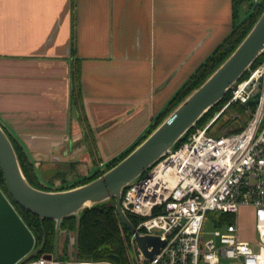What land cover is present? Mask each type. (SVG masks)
I'll use <instances>...</instances> for the list:
<instances>
[{"label": "crops", "instance_id": "0c3cea01", "mask_svg": "<svg viewBox=\"0 0 264 264\" xmlns=\"http://www.w3.org/2000/svg\"><path fill=\"white\" fill-rule=\"evenodd\" d=\"M236 24L233 0H0V123L40 184L90 176L120 154L104 135L146 112L136 141Z\"/></svg>", "mask_w": 264, "mask_h": 264}, {"label": "built area", "instance_id": "2783aa9c", "mask_svg": "<svg viewBox=\"0 0 264 264\" xmlns=\"http://www.w3.org/2000/svg\"><path fill=\"white\" fill-rule=\"evenodd\" d=\"M257 61L205 125L189 131L171 154L124 190L121 205L137 219L136 231L166 242L147 260L129 232L133 250L127 251L129 264H222L223 259L264 264V54ZM234 105L245 108V124L232 114L236 127L217 126L220 116ZM244 209L254 215L253 242L241 233ZM210 214H215V230L213 239L205 241ZM224 216H231L232 222ZM65 255L67 261L61 258ZM51 256L27 264H115L77 260L75 246L64 253L59 245L58 257Z\"/></svg>", "mask_w": 264, "mask_h": 264}, {"label": "water", "instance_id": "95a60500", "mask_svg": "<svg viewBox=\"0 0 264 264\" xmlns=\"http://www.w3.org/2000/svg\"><path fill=\"white\" fill-rule=\"evenodd\" d=\"M264 54V10L238 47L195 90L114 167L98 178L69 189L46 190L32 185L26 178L12 135L0 123V171L14 203L39 217L55 222L54 257L59 255L60 223L69 217L77 220L75 257L80 259L78 244L83 212L111 201L115 202L122 225L135 235L142 258L152 260L166 242L156 235H142L122 208L124 190L135 183L162 158L171 154L208 111L220 103ZM35 237L18 214L11 200L0 189V264H27L42 251ZM45 255L46 259H51ZM109 261L120 264L117 255Z\"/></svg>", "mask_w": 264, "mask_h": 264}, {"label": "trees", "instance_id": "16d2710c", "mask_svg": "<svg viewBox=\"0 0 264 264\" xmlns=\"http://www.w3.org/2000/svg\"><path fill=\"white\" fill-rule=\"evenodd\" d=\"M245 1L246 0H233L235 18H237V11H238L237 2L243 3ZM74 3L75 0H73V5ZM252 7H256V8L251 13L247 23L244 26L238 28L237 26H235L230 36L197 69L194 75L176 93V95L169 102L167 107L154 120L161 118L166 113H167L166 115H168V113H170L177 105L181 103L182 99L180 98L182 96L183 99H185L193 90L199 87L215 71V69L219 67L220 64L223 63L227 59V57L238 47V45L246 37V35L249 33V31L252 29V27L255 25L256 21L262 14L264 10V0H261L258 4ZM256 63L253 66H255ZM227 99H228V94L220 103H218L216 106H214L208 111V113L198 122L197 126L201 127L205 125L214 116V114L221 109V107L227 101ZM72 101L74 106L78 109V111L84 113V108L81 99L79 73H78V69L75 67H73ZM238 107L240 106L238 105L232 106V108H238ZM227 122H225V124ZM160 123L161 122H159L157 126ZM13 142L20 159L22 170L28 181L37 188L50 190L49 187H46L39 183L33 164L28 159L22 147L14 139ZM135 147L131 148L127 153L124 152L121 156H119L118 158L113 160L110 164H108L109 169L114 167L119 161H121L124 157H126ZM90 148H91V152L94 153L92 146ZM59 174L62 175V173ZM64 174L65 173H63V175ZM102 174L103 173L98 171L96 172L95 176H92L90 178L74 179L76 181H73L68 188H63L60 190L69 189L86 184L98 178ZM62 180H65V177ZM0 183L3 186L2 191L11 200L18 214L23 219L29 230L33 233L35 237L36 247L43 245L42 251L38 254V256L35 259L40 258L43 255L53 254L55 250V222L50 220L42 221L39 217L24 210L16 203H14V201L12 200L11 196L9 195L6 189L1 171H0ZM129 218L131 222L136 226L138 223L137 219L131 215H129ZM223 219H225L229 223L232 222L231 216H224ZM76 230H77V220L75 217H69L67 219H64L60 223V234L62 231L76 233ZM123 231L126 235H129V231L122 225L117 215L114 201L95 206L91 209H86L83 212L80 221V234H79V244H78L80 260L95 261V262L109 261L108 257L110 255H117L121 260L120 264H129L127 257L126 240L122 235ZM74 246H76V237H75Z\"/></svg>", "mask_w": 264, "mask_h": 264}, {"label": "rangeland", "instance_id": "374dc122", "mask_svg": "<svg viewBox=\"0 0 264 264\" xmlns=\"http://www.w3.org/2000/svg\"><path fill=\"white\" fill-rule=\"evenodd\" d=\"M256 4H258V3H255L252 0H246L243 3L237 2V8H238L237 24H236L237 28L244 26L247 23L248 18L250 17L251 13L256 8V7H252V6H255ZM180 99H182L181 100V102H182L184 100L183 96ZM76 110H78V109L76 108ZM232 114H238L239 115L238 119H240V122L243 125L245 124L246 120H248V117L246 116V113H245V108H243V107L232 108L231 107L229 110H227L225 113H223L220 116V118L218 119V122H217V126L223 125L222 126L223 129L228 128V127H232V128L236 127V123L234 122V119L231 118ZM165 115H163L161 118L153 120V122L145 129L143 134L133 143H131V140L134 138L135 134L144 127V124L147 120L146 112H142L140 114V116L138 115L135 118L127 119L126 121H123L122 123L111 128L104 135L105 136L104 137L105 142L102 141L101 145L103 146L106 144L107 147L109 148V150L113 154H118L119 152H120V154L117 157L108 160L107 163L104 164V166L98 167V170L93 172L90 176H87L84 178H90L92 176H95L96 172H98V171L103 173L106 170H108L109 169L108 164H110L113 160H115L116 158L121 156L124 152L127 153L131 148L137 146V144H139L141 141H143V139L145 137H147L148 135H150L154 131V129L157 127V124L159 122H162L169 115V113H168V115H166V116ZM225 122H227V123L225 124ZM234 124H235V126H234ZM237 125H238V123H237ZM91 131L93 133H95L92 129H91ZM218 134H221V132L219 131ZM90 144L92 145V149L96 153V151H97L96 150V148H97L96 142L92 141V143H90ZM102 146H100L99 149L102 150L103 149ZM85 153L88 155L92 154L90 149L86 150ZM94 159H96V162H98L100 160V158L99 157L96 158V156L94 157ZM99 162H101V161H99ZM69 169H71V168H67L63 172H69ZM73 181H76V180H73ZM73 181L71 180V178H69L68 180H62L57 185H55L53 183L54 181L47 182L45 184L48 185L50 190H60L63 188H68L69 185ZM0 189L3 190V186L1 185V183H0ZM209 219L210 220L206 223V226H205V235H204L205 241H209V240L213 239V232L215 230V223L213 221L215 219V214H210ZM254 222H255L254 221V215L250 209H247V210L244 209L243 211H241V223H240L241 233H242L243 237H245L248 240H251V242H253L255 240ZM122 235H123L124 239L126 240V247L128 248L127 251H131V254H132L133 250H132V246L130 243V233H129V235H126L123 231ZM74 241H75V233L62 231L60 234V238H59V245H60L61 251L66 253L68 251V249H70L71 247H74ZM61 258L64 261L68 260L67 255H65ZM222 264H233V263H232V261L223 259Z\"/></svg>", "mask_w": 264, "mask_h": 264}, {"label": "flooded vegetation", "instance_id": "af4514ba", "mask_svg": "<svg viewBox=\"0 0 264 264\" xmlns=\"http://www.w3.org/2000/svg\"><path fill=\"white\" fill-rule=\"evenodd\" d=\"M90 143H91V142L86 143L87 146H89V148L92 146ZM90 150H91V148H90Z\"/></svg>", "mask_w": 264, "mask_h": 264}]
</instances>
